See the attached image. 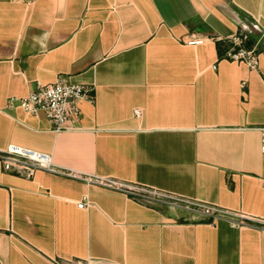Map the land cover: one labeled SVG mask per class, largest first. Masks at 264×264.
<instances>
[{
	"label": "crops",
	"instance_id": "obj_1",
	"mask_svg": "<svg viewBox=\"0 0 264 264\" xmlns=\"http://www.w3.org/2000/svg\"><path fill=\"white\" fill-rule=\"evenodd\" d=\"M240 29L264 0H0V149L264 218V51L216 42ZM59 80L94 89L80 128L8 107ZM0 264H264V230L0 161Z\"/></svg>",
	"mask_w": 264,
	"mask_h": 264
},
{
	"label": "built area",
	"instance_id": "obj_2",
	"mask_svg": "<svg viewBox=\"0 0 264 264\" xmlns=\"http://www.w3.org/2000/svg\"><path fill=\"white\" fill-rule=\"evenodd\" d=\"M246 37V36H245ZM244 37V38H245ZM238 49L230 48L225 57L244 61L253 68L258 67V54L255 49L242 46L243 38L236 35L231 37ZM202 39H192L189 42L197 43ZM93 87L87 83L56 81L42 83L24 95H12L8 98V107H20L26 112L44 115L53 125L55 131L74 130L81 127L83 112L81 101H94ZM260 149L264 153V126L261 127ZM0 161L5 170H15L27 177L33 176L37 170L83 179L90 183H98L110 188L138 197L146 202L165 205L173 209L189 211L195 216L217 221L229 218L233 224H245L264 230V218L255 217L245 213H237L217 205L200 201L156 187H149L137 183H128L112 177H93L77 171L76 169L62 167L53 162L49 153L37 151L20 145H9L0 149ZM84 199L78 205L83 207Z\"/></svg>",
	"mask_w": 264,
	"mask_h": 264
},
{
	"label": "trees",
	"instance_id": "obj_3",
	"mask_svg": "<svg viewBox=\"0 0 264 264\" xmlns=\"http://www.w3.org/2000/svg\"><path fill=\"white\" fill-rule=\"evenodd\" d=\"M236 36L243 38L242 46L248 49H255L257 53L264 51V44L262 42V40H264V34L262 32L248 33L247 31L240 29L236 33ZM216 42L220 57H224L225 53L230 48L235 47V49H238L240 47L239 45L235 44L231 37H221L218 38Z\"/></svg>",
	"mask_w": 264,
	"mask_h": 264
},
{
	"label": "rangeland",
	"instance_id": "obj_4",
	"mask_svg": "<svg viewBox=\"0 0 264 264\" xmlns=\"http://www.w3.org/2000/svg\"><path fill=\"white\" fill-rule=\"evenodd\" d=\"M263 44H264V40H262Z\"/></svg>",
	"mask_w": 264,
	"mask_h": 264
}]
</instances>
